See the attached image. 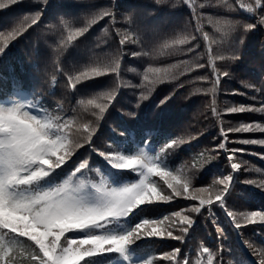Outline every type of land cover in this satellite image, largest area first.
<instances>
[{
	"label": "snow or ice",
	"instance_id": "6c2138e0",
	"mask_svg": "<svg viewBox=\"0 0 264 264\" xmlns=\"http://www.w3.org/2000/svg\"><path fill=\"white\" fill-rule=\"evenodd\" d=\"M256 34L264 0H0V264H264V138L229 135L264 134V39L233 67ZM190 95L207 124L169 127Z\"/></svg>",
	"mask_w": 264,
	"mask_h": 264
},
{
	"label": "trees",
	"instance_id": "16d2710c",
	"mask_svg": "<svg viewBox=\"0 0 264 264\" xmlns=\"http://www.w3.org/2000/svg\"><path fill=\"white\" fill-rule=\"evenodd\" d=\"M65 3H76L77 0H64ZM141 2V0H121V3L125 5L126 7L128 5H134ZM104 21H101L100 24H103ZM94 28H99V25L94 26ZM205 28L207 31L211 32V27L207 24V21H205ZM100 33L97 32V35ZM95 38V37H94ZM264 39V37H261L259 34L251 36L248 41H247V48H246V54L243 59L242 63L233 65V67L236 68L237 74L241 76H253V77H258L259 75V66H260V48H259V43L260 40ZM15 43V42H13ZM30 46L28 45V42L25 41L24 43L19 45V48L17 49V57L19 59L24 60L26 63L23 67H18L16 69V74L18 76H25L26 72L28 71L27 68V62H28V56H27V50ZM101 47H106V45L101 44ZM163 62H170V63H175L176 60L175 58L172 57H160L159 60L156 62L155 66H165ZM133 76L132 73H128L126 78H131ZM183 79V77H182ZM172 83H165L162 85H158L156 92L153 94L152 97L148 101H145L141 105V111L139 114V119L141 122L144 123H158L151 115L152 112V102L154 100H157L158 98L162 99L164 95H166L169 91H171ZM230 87L235 90H244L242 89L240 82L238 80H233L230 81ZM181 92H184L185 95H188L189 92H191V85H186V89H180ZM202 97L199 95H190L188 99L186 100H181L178 102L176 105L173 106L172 110L170 111L167 124L169 127L175 129L179 128L182 125L183 126H188L190 125L192 129L196 130L199 129L200 127H204L207 124V121L204 120V118L200 115L201 109H202ZM228 100L229 103H234V104H239V103H254L253 101L247 100L246 97L242 96H234V97H226V96H221L220 97V106H224V101ZM256 106H259L258 104ZM236 116V118L233 120V123H239V122H253L249 117H255L257 120L261 119L259 114H253V113H243V114H233ZM119 116V114H117ZM227 126V125H226ZM207 135V133H205ZM230 137H252V138H264V134L261 133H239V134H229ZM201 141L204 140V137L200 138ZM203 147V144L201 145ZM248 148L250 151H262L259 146H242ZM244 159H247L249 164L255 165L256 167H264V161H261L259 157H252V156H245ZM180 161H177V164H179ZM243 176L249 177L250 178H256L255 173H248L244 172ZM159 179V178H157ZM210 182V180H209ZM251 188V186H244ZM255 191H259L258 189H255ZM162 207L167 208L169 207L168 205H162ZM178 210V209H177ZM241 210H248L247 207L245 206ZM209 229L205 228L203 225L199 229L198 235L200 237H205L207 234V231ZM211 238H208V243L211 244ZM169 243L175 244L177 242L175 241H170ZM164 250H170V249H160L156 248L155 254L159 257L162 255V251ZM166 264V262H165Z\"/></svg>",
	"mask_w": 264,
	"mask_h": 264
}]
</instances>
